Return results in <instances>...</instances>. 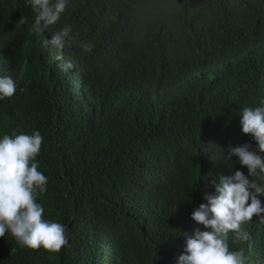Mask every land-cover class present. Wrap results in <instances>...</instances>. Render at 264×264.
I'll return each instance as SVG.
<instances>
[{
	"label": "trees",
	"instance_id": "obj_1",
	"mask_svg": "<svg viewBox=\"0 0 264 264\" xmlns=\"http://www.w3.org/2000/svg\"><path fill=\"white\" fill-rule=\"evenodd\" d=\"M32 18L25 0H0V75L18 89L0 100V133L43 137L37 202L68 244L33 250L5 233L0 264H175L184 234L204 230L190 213L209 180L247 174L226 157L254 146L238 114L264 99V0H69L41 34ZM64 25L68 72L45 43ZM242 228L250 240L229 233V248L264 264V222Z\"/></svg>",
	"mask_w": 264,
	"mask_h": 264
},
{
	"label": "clouds",
	"instance_id": "obj_2",
	"mask_svg": "<svg viewBox=\"0 0 264 264\" xmlns=\"http://www.w3.org/2000/svg\"><path fill=\"white\" fill-rule=\"evenodd\" d=\"M33 13L30 28L41 34L43 29L55 24L68 6L69 0H25ZM21 23L25 21L21 19ZM71 26L64 25L50 34L45 41L55 50L54 59L62 72H68L73 64L64 59V49L71 46ZM83 52H91V44L80 46ZM17 82L9 75H0V100L17 92ZM240 131L254 143L229 147L227 157L246 168L245 175L239 169L231 175H218L209 180L213 191L205 192L200 203L190 213V218L204 230L196 229L184 234L182 253L175 264H246L242 248H229L232 243L250 240V234L242 228L255 216L264 222V99L256 106H243L239 110ZM43 137L39 131L0 133V237L9 233L20 247L43 248L58 252L68 244L66 225L58 220L43 217L42 203L38 195L47 190L48 177L39 170L36 159ZM255 177L256 179H252Z\"/></svg>",
	"mask_w": 264,
	"mask_h": 264
}]
</instances>
